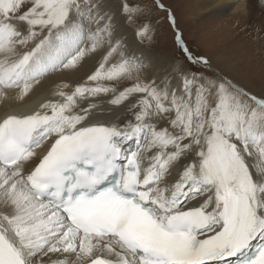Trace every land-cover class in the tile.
I'll return each instance as SVG.
<instances>
[{"label":"snow or ice","instance_id":"snow-or-ice-1","mask_svg":"<svg viewBox=\"0 0 264 264\" xmlns=\"http://www.w3.org/2000/svg\"><path fill=\"white\" fill-rule=\"evenodd\" d=\"M154 10L175 29L160 0H0V100L99 58L0 114V264H264V98L182 67L144 75L120 29L150 42Z\"/></svg>","mask_w":264,"mask_h":264},{"label":"rangeland","instance_id":"rangeland-1","mask_svg":"<svg viewBox=\"0 0 264 264\" xmlns=\"http://www.w3.org/2000/svg\"><path fill=\"white\" fill-rule=\"evenodd\" d=\"M109 1L113 9L119 6L120 0ZM138 2L141 0H130L133 4ZM160 3L174 15L175 29L167 12L158 10H154L152 15L150 42L139 44L131 29L121 27L126 32L128 44L134 48L131 50H136L137 55L149 56L142 57L145 69L151 61V65L171 63L190 73H203L208 78H216L220 73L223 79L264 98V0H244L246 11L238 18L228 19L210 14L208 10L197 13L192 4L189 5L190 0H160ZM177 31L182 34L183 42L192 55L208 59L210 67L197 66L187 60L176 44ZM144 75L147 76L146 71Z\"/></svg>","mask_w":264,"mask_h":264},{"label":"bare ground","instance_id":"bare-ground-1","mask_svg":"<svg viewBox=\"0 0 264 264\" xmlns=\"http://www.w3.org/2000/svg\"><path fill=\"white\" fill-rule=\"evenodd\" d=\"M189 5H191L193 10L197 13H200L203 10L204 11L208 10V13L210 14H215V16L226 17V18L227 17L238 18V16L241 13H244L247 8V6L244 5V0H190ZM120 32L122 33V39L128 46V50L132 51L131 49L134 48H132L128 44V39L125 36L126 32L122 31V28L120 29ZM143 57L148 58L149 56L143 55ZM98 61H99L98 56H94L92 58L86 59L83 62V66L80 67L77 71L71 73H57L48 77L47 79L43 80L41 85L37 86L29 94L28 97H25L24 101L4 102L0 100V114H3V112L5 111H9V112L17 111L23 113L37 109L42 102H44L46 99L51 98V91L54 89L57 83L64 82V83H69L73 86L83 83L87 79V76L90 75L98 66ZM177 67L172 66L171 63H168L165 66H160L159 64L151 65V61H150V64H148V68L145 69V71L147 73V76L160 77L163 76L165 73H171L172 70ZM222 77L223 75H220V73L216 74V78H222ZM96 99L105 101L102 107H109L106 104L108 97H98ZM116 115L119 117V120L121 121L131 117V113L127 111V109L124 108L123 106H121V108L116 111ZM103 119L108 120L109 117L105 116L103 117ZM37 151L39 156L43 155V150L38 149ZM39 156L34 159H38ZM248 162L250 165V169L253 171V175L256 176L257 175L256 168H258L259 164L262 163V161H260L257 157L253 156V157H248Z\"/></svg>","mask_w":264,"mask_h":264}]
</instances>
